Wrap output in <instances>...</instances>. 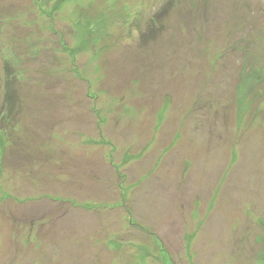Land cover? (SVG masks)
I'll use <instances>...</instances> for the list:
<instances>
[{"label": "rangeland", "instance_id": "obj_1", "mask_svg": "<svg viewBox=\"0 0 264 264\" xmlns=\"http://www.w3.org/2000/svg\"><path fill=\"white\" fill-rule=\"evenodd\" d=\"M0 264H264V0H0Z\"/></svg>", "mask_w": 264, "mask_h": 264}, {"label": "trees", "instance_id": "obj_2", "mask_svg": "<svg viewBox=\"0 0 264 264\" xmlns=\"http://www.w3.org/2000/svg\"><path fill=\"white\" fill-rule=\"evenodd\" d=\"M168 9V8H167ZM167 9H165V13H167Z\"/></svg>", "mask_w": 264, "mask_h": 264}]
</instances>
